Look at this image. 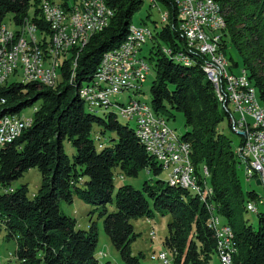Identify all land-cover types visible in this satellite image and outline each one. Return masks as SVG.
<instances>
[{
  "label": "trees",
  "instance_id": "16d2710c",
  "mask_svg": "<svg viewBox=\"0 0 264 264\" xmlns=\"http://www.w3.org/2000/svg\"><path fill=\"white\" fill-rule=\"evenodd\" d=\"M56 1L66 10L79 2ZM104 1L113 10L108 25L94 33L81 49H71L61 65L56 86L20 80H6L0 85V119L35 106L31 125L0 148V228L6 237L15 239L18 264L99 263L97 223L91 219L87 230L77 228L76 219L60 210V201L71 203L74 196L94 205L90 213L97 212L103 218L105 234L122 264H140L143 256L142 252L132 254L131 242L138 234L131 220L153 219L155 211L171 215L163 240L170 264H215L218 240L210 226L213 216L221 217L233 230L234 264H264V212H258L256 229L241 217L243 209L248 210L258 195L255 190H242L238 175L242 163L219 124L227 118L230 129L239 136V144L242 136L232 128L225 97L208 79L204 57L188 51L173 0H158L169 10V21L159 30L153 24L152 37L147 41L150 48L142 55L155 71L149 104L167 122L173 118L172 111L183 114L181 141L185 140L190 149L198 182L205 181L209 190L202 199L169 179L157 178L143 181L140 188L122 184L113 194L115 168L127 176H137L143 169L158 176L165 166L162 168L147 152L135 127L119 121L120 114L114 108L99 115L90 111L79 96L84 83L95 77L103 58L125 42L131 18L143 3ZM215 1L221 10L220 49L228 59L229 70L235 72L238 67L231 47L264 105V0ZM42 2L0 0V25L6 20L18 25L31 19L45 32L47 44L51 32L42 16ZM183 52L191 54L189 63L177 60ZM106 132L115 133V137L106 136ZM64 141L73 147L71 156L65 152ZM32 167L40 171L42 181L37 193L29 198L26 184L16 188L10 185Z\"/></svg>",
  "mask_w": 264,
  "mask_h": 264
},
{
  "label": "built area",
  "instance_id": "2783aa9c",
  "mask_svg": "<svg viewBox=\"0 0 264 264\" xmlns=\"http://www.w3.org/2000/svg\"><path fill=\"white\" fill-rule=\"evenodd\" d=\"M152 2H156L158 5V0H152ZM173 2L177 9L178 28L186 40L187 49L195 50L207 62L213 63L211 72L221 82V93L225 96L227 108L230 111L232 128L241 130L243 133L241 135L242 142L237 146V156H242L241 166L244 169V177L247 181L260 179L261 185L264 186V105L260 103L257 94L250 88L248 79L244 75V69L239 73L229 70L228 59L220 49L222 32L214 25L211 11L204 6V0H173ZM94 4L95 15H86L85 23H78L77 19H73L67 28V33L61 34L60 51L69 53L70 49H74L70 48V39L74 35L82 36L83 27H89V23H96V29L98 28L99 22L103 21L102 9L110 7L104 0H94ZM159 10L161 16H165L169 20V10L166 8ZM65 11V9L58 8L57 11H54L56 23ZM111 11L113 13L112 9ZM29 21L31 26H36V32L40 38V53L38 54V65L35 66L36 76L28 77V69H23V82L34 79L43 80V68L46 65L42 63V40L45 32L40 31L31 19ZM11 24L13 27V21ZM138 30H144V28L141 25H134V35L129 37V44L120 52L109 55L103 66L97 69L94 74L99 75V84L87 83L88 96L96 98L104 97L107 94L118 95L126 92L128 86H119L115 82V73L132 75V84L143 83L146 80L145 70L150 69V65H147V59L136 51V38H146V41H149L150 38L146 32L145 37H138ZM23 35H29V33ZM11 44L10 39H5V46L0 50V76L7 75L9 72V67H2V56L6 55ZM23 49H30L29 45H23ZM22 57L23 50L17 60H13L11 63L21 62L22 65ZM180 57H183V53ZM58 70L60 69H54V72ZM121 108L125 115L139 124L143 135L151 139L152 144L158 145L159 154H154L156 160H159L164 166L165 163H172L173 177L182 176L188 183L198 186L197 181L193 178L192 163L186 150V141L183 140V144H175V138L169 132V125L161 122V116L154 112L151 105L136 96H131L130 104ZM4 127H7L6 117L0 119V135ZM26 127V118L18 120V128L12 132L21 133ZM251 203L257 211L255 203L252 201ZM221 226L224 231V258L220 264H232L231 255L226 254V247L235 249L232 235L227 231L224 221H221ZM152 235L154 238V232ZM152 259H156L157 264L170 262L165 250L161 251L157 257L152 256Z\"/></svg>",
  "mask_w": 264,
  "mask_h": 264
},
{
  "label": "bare ground",
  "instance_id": "6f19581e",
  "mask_svg": "<svg viewBox=\"0 0 264 264\" xmlns=\"http://www.w3.org/2000/svg\"><path fill=\"white\" fill-rule=\"evenodd\" d=\"M152 6L156 7L157 3L152 2ZM204 6L206 7L207 10L211 11L212 18L215 19L217 15L221 14V10L219 5L216 3L215 0H204ZM58 9H65L59 2L56 0H43L42 5H41V11H42V16L45 20V22L48 24V27L50 29V34L51 36L47 40V44H44L45 37L42 40V63L46 64L43 68V77L44 79H34V82H38L41 84H44L46 86L50 85H55L58 81V73L54 72V69H60L62 65L63 59H67L70 56L69 53H65L64 51H60L61 48V34L67 33V28L72 22L73 19H77L78 23H85L86 22V15H95V4L94 0H79L78 3L73 4L70 6L69 10H66L65 13L62 15V17L57 21L56 23V14L54 11H57ZM79 12V14H78ZM113 13L110 10V8H103L102 9V20L99 22V26L96 29V23H89V27H83V34L81 35H74L70 39V48H82L90 39V37L102 29H104L111 19ZM163 22H168L169 20L166 19L165 16H163ZM166 20V21H165ZM214 25L218 27L221 32H222V27L220 24L217 22L215 23L214 20ZM14 26V23H13ZM19 29L16 32L12 31V24L8 21L3 22L0 25V50L5 46V39H10L12 44L9 46L8 51L6 52V55L2 56V67H9V72L7 75L0 76V85L4 83L6 80H8L11 76L17 75L18 73L22 74V82H23V69H28V77H35L36 76V65H38V54L40 53V38L38 36V33L36 32V26H31V22L29 21L28 18L24 19L21 24H18ZM142 27V26H141ZM92 31V35H91ZM145 32L146 35L150 38L152 35L149 31L146 29L144 30H138V37H145ZM3 33V34H2ZM29 35H23L27 34ZM129 37H132L134 35V28H130L129 31ZM223 33V32H222ZM146 42V38H136V51L141 54L142 48L141 45ZM129 44V38L126 42H124L119 48L115 49L114 51L110 52L107 54L103 60L101 61V64L99 66L102 67L104 62L107 60L108 56L114 53L120 52L122 49H124L127 45ZM23 45H29L30 49H23ZM23 50V57H22V65L21 62H12L13 60H17L18 56L20 55L21 51ZM31 50V52H30ZM165 52H168L167 48H164ZM190 52H194L195 54L198 55V53L193 50V49H188ZM191 55V54H190ZM189 55V56H190ZM181 53L177 55V60H183L189 63L190 57L188 54H184L183 52V57H180ZM206 61V60H205ZM53 63V64H51ZM76 64L73 65L75 67ZM148 65V63H147ZM205 72L208 76V79H210L215 87L217 88L218 92L221 93V82L220 80L213 76L211 70H213V63L212 62H207L204 65ZM149 69L145 70V78H146V73L148 72ZM244 75L246 76V71H244ZM73 76V73L72 75ZM247 78V77H246ZM29 83L31 81H28ZM115 82L119 86H128L126 87V93L129 90H134V92L138 95L140 94V87L141 83L138 84H132V75H125L123 73H115ZM91 84H99V75L95 74V77L92 79L90 82ZM85 84V83H84ZM248 84L250 88L256 93L255 88H253L248 79ZM3 85V84H2ZM56 86V85H55ZM80 98L83 99L90 109V111H98V110H106L108 107H116L119 109V113L121 116L130 118L129 116L125 115L123 112V109L121 107H127L126 105H120L118 103H113L112 102V97L115 96V94H107L104 97H90L88 96L87 93V85L83 86L81 88ZM225 97V96H224ZM130 104V103H129ZM149 105V104H148ZM7 118V127H4L1 135H0V146L2 144H10L13 142V140L16 139V137L20 134V132H12V130H15L18 128V120H24L26 118V126L28 127L32 123V116L26 117L24 114H18V115H7L5 116ZM3 119V117L1 118ZM133 120V119H132ZM135 121V120H134ZM161 122L166 123L169 125L167 120L165 118H162L161 116ZM28 129V128H27ZM137 136L139 137L141 143L144 145L145 149L147 152H149L152 156L154 154H159V147L157 144H152L151 139L146 138L143 135V130L140 128L139 124L136 122V127H135ZM238 133L241 132V130L236 129ZM169 132L173 138H175V144H183L181 141L180 137L177 136L175 131L171 128L169 125ZM241 135V134H240ZM186 150L188 152V155L191 160V153L190 149L187 146L186 142ZM240 161L242 163V156H239ZM159 161V160H158ZM160 162V161H159ZM161 163V162H160ZM192 163V160H191ZM162 168H164V164ZM166 166H171L173 167L172 163H165ZM173 169V168H172ZM204 172L208 174L207 169H204ZM173 173V172H172ZM192 174L194 180L197 181V185L195 186L192 183H188L187 180H184L182 176H172L171 181L174 183L179 184L183 188H187L188 190L192 191L193 193L198 194L202 199L205 198L206 191L203 190L202 184H200L195 176L194 173V166L192 163ZM173 175V174H172ZM263 182H264V169H263ZM205 185V184H204ZM205 191V192H204ZM206 200V199H205ZM248 210L252 212H256L254 209L253 205L250 204L248 206ZM226 223V222H225ZM227 225V224H226ZM210 226L213 228L217 240H218V257H219V262L221 263L222 259L224 258V231L221 226V220L217 216L211 217L210 220ZM227 231L231 232L232 239L234 242V247H235V240H234V233L232 228L227 225ZM236 248L234 249L233 247H226V254L231 255V261L232 264L233 262V255ZM99 259V258H98ZM166 264H170V262H167Z\"/></svg>",
  "mask_w": 264,
  "mask_h": 264
},
{
  "label": "rangeland",
  "instance_id": "374dc122",
  "mask_svg": "<svg viewBox=\"0 0 264 264\" xmlns=\"http://www.w3.org/2000/svg\"><path fill=\"white\" fill-rule=\"evenodd\" d=\"M159 9H163V5L161 3L158 2V5H156V7H153L151 0H143L141 7L137 11H135V13L133 14L131 18V23H132L131 28H134V25H141L144 29L149 31L152 35L154 23H156L157 25V28H156L157 30H159L163 26L162 23H165L163 22L164 21L163 16H161ZM147 14L150 15L149 18H146ZM8 17L9 15L7 16V18ZM220 17H221V14L217 15L214 20H215V23L217 22L222 27ZM142 19H145V23L141 22ZM18 29H19V26L14 24V26L12 27V31L16 32L18 31ZM128 38L129 36L127 37L125 42L128 40ZM141 48H142L141 55H146L150 48V43H148L147 41L144 42L141 45ZM230 50L234 57V60L238 62V67L236 68L235 72L239 73L242 70L241 69V66H242L241 59L239 55L235 52L234 48L230 47ZM168 52L170 53L169 49H168ZM64 60L65 59H63V61ZM147 63L148 65H150L148 61ZM57 73H58V79H60L61 78L60 70H58ZM154 78H155V71L153 67L150 65V69L146 73V80L143 83H141V87H140V91H142L141 94L137 95L134 92V90H129L127 91V93L122 92L112 97V102L128 106L131 100V96H136L148 102L149 104L150 102L149 87ZM19 80L22 81L21 73H18L17 75L15 74L8 79L9 82H16ZM70 81H72V79H70L69 82ZM86 85L87 83L84 84V86ZM38 103L39 102H37L35 105H38ZM108 108L110 109L114 108L116 112L120 114L118 108L112 107V106ZM34 110H35V106H30V107L24 108L21 113L24 114L26 117H30L32 116ZM103 111L104 110H98L96 112L97 114L102 115ZM172 113H173V118L170 119L168 123L171 126V128L175 131L177 136L180 137V135L185 130L184 117L181 112L172 111ZM119 121L123 124L127 123L130 127H136V121L130 118H126L123 116L121 117L120 115ZM219 127L221 131L225 133L228 138L231 139L232 146L237 152V146L239 145L240 139H239V136L230 129L227 118H225L219 124ZM94 128L97 129V126H94ZM106 136L115 137V133L106 132ZM64 149H65V152L69 156H71L72 153L74 152L73 147L67 141H64ZM202 171H203L202 169H199V172H201V174L203 173ZM194 173L197 177L198 174H196L195 170H194ZM172 174H174V167H171V166H166L164 170L158 176L153 175V173H148L146 169L141 170L137 176H127L121 173L119 168H115L114 177H113V184H114L113 194L116 192V189L122 184H131L132 186L136 188H140L143 184V181L147 179H150V182L154 181L157 178L167 181L168 179L169 180L172 179V176H173ZM204 174L208 175L205 172ZM238 175L240 177L242 190L244 191V193L250 190H255L256 194L258 195V198L252 201L255 203L257 211L252 212L250 210L246 209L245 211L243 209L241 213V217L244 220H247L248 224L251 225L254 229H256L257 224H258V212L259 213L264 212V186L257 185L255 179H252L251 181H247L244 177V169L242 166L238 168ZM41 181H42V176H41L40 171L36 167H32V168L27 169L23 173L22 176L14 180L11 183L10 188H16L23 184H26L27 185V195L29 198H32L34 194L37 193V190L41 184ZM205 183L206 182L204 181L202 185L205 186V188L203 187V189L206 191L207 188L209 190V187L207 183L206 184ZM59 207L63 213L76 219L77 228L87 230L89 228V225L91 224V219L92 221H95L97 223V233H98L97 256L99 258L98 264H106L107 262L109 264H122L123 263L117 250L113 247V245L110 242V239L105 234V231L103 229V218H99L97 212L93 214L90 213L94 208L93 204L86 203L85 201L80 199L78 196H74L71 203L60 201ZM109 210H113V206H109ZM170 218H171V215L169 212L165 211L162 213L159 211H155V216L153 219H147L145 217H140V218L131 220V223L134 226V230L138 234L136 239L131 242V251L133 255H138L140 252L143 253V256L140 257V264H157L158 263L156 259H152V256L157 257V255L165 249L163 246V240L165 238V235L168 232L167 224ZM219 218L221 221H224L221 217ZM152 232H154V238H153ZM5 235H6L5 230L0 228V264H18L19 261L15 256L16 241L14 238L6 237ZM217 257H218V254L217 256L213 258V261L215 262V264H220L219 257L218 259Z\"/></svg>",
  "mask_w": 264,
  "mask_h": 264
},
{
  "label": "water",
  "instance_id": "95a60500",
  "mask_svg": "<svg viewBox=\"0 0 264 264\" xmlns=\"http://www.w3.org/2000/svg\"><path fill=\"white\" fill-rule=\"evenodd\" d=\"M241 135H243V133L240 132ZM256 184L257 185H261L260 179H256Z\"/></svg>",
  "mask_w": 264,
  "mask_h": 264
}]
</instances>
